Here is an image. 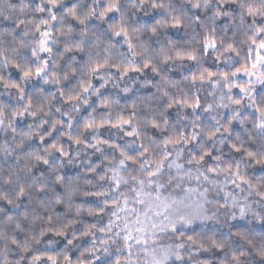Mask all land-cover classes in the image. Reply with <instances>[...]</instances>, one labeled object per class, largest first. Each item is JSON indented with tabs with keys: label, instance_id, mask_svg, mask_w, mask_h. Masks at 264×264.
<instances>
[{
	"label": "clouds",
	"instance_id": "obj_1",
	"mask_svg": "<svg viewBox=\"0 0 264 264\" xmlns=\"http://www.w3.org/2000/svg\"><path fill=\"white\" fill-rule=\"evenodd\" d=\"M0 264H264V0H0Z\"/></svg>",
	"mask_w": 264,
	"mask_h": 264
}]
</instances>
